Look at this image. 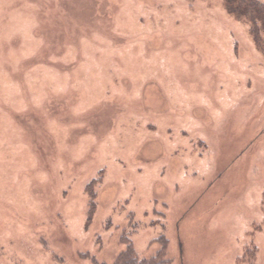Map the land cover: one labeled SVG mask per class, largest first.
<instances>
[{
	"label": "rangeland",
	"instance_id": "1",
	"mask_svg": "<svg viewBox=\"0 0 264 264\" xmlns=\"http://www.w3.org/2000/svg\"><path fill=\"white\" fill-rule=\"evenodd\" d=\"M161 237L170 264H264L250 24L223 0H0V264H115L124 238L150 259Z\"/></svg>",
	"mask_w": 264,
	"mask_h": 264
},
{
	"label": "trees",
	"instance_id": "2",
	"mask_svg": "<svg viewBox=\"0 0 264 264\" xmlns=\"http://www.w3.org/2000/svg\"><path fill=\"white\" fill-rule=\"evenodd\" d=\"M226 10L239 20H244L250 24L251 35L255 43L264 49V3L260 0H223ZM91 188V186L89 187ZM96 209V203L92 197L90 202L89 219L92 218ZM127 247L122 251L115 264H170L165 258L168 247V240L160 238L162 248L155 257L150 259H140L131 241L123 239Z\"/></svg>",
	"mask_w": 264,
	"mask_h": 264
}]
</instances>
